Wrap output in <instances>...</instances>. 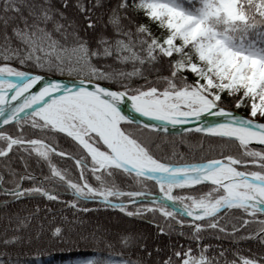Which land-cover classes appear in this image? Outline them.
<instances>
[{
  "label": "snow or ice",
  "instance_id": "obj_1",
  "mask_svg": "<svg viewBox=\"0 0 264 264\" xmlns=\"http://www.w3.org/2000/svg\"><path fill=\"white\" fill-rule=\"evenodd\" d=\"M0 195V264H264V0H0Z\"/></svg>",
  "mask_w": 264,
  "mask_h": 264
},
{
  "label": "trees",
  "instance_id": "obj_2",
  "mask_svg": "<svg viewBox=\"0 0 264 264\" xmlns=\"http://www.w3.org/2000/svg\"><path fill=\"white\" fill-rule=\"evenodd\" d=\"M61 77V76H57ZM62 78H71L68 77L67 75L63 76ZM180 135L176 134H168L167 139L169 141H180L181 140ZM184 139L187 141L188 145L192 147V149L196 153V158H200V150H199V144L201 142L202 137L199 134H190ZM208 144L209 142L207 140H203V145H204V152L207 154L208 153ZM190 147H186L183 144L179 146V151L181 153L189 154ZM233 154H235V150H233ZM59 166L64 167L63 164H60ZM45 172H47V168L44 169ZM7 179V176H6ZM94 183V181H93ZM62 200H67L71 201L73 197L71 196L70 193H64L60 197ZM10 199L8 197L0 195V202ZM39 203L40 208L43 210L45 207L51 208L52 212L45 214L44 211H41L40 217L41 220L47 225L48 220H52L53 217H55V225L54 226H60V227H65L66 225L63 222L62 218H67V221H77L73 225V230H80L84 231L85 234L88 232L92 231L93 229L97 227H112L113 225L117 223L124 224L127 222V218H122L121 214L118 212H114L111 209L109 210H104L101 208L100 211H93L89 213H75V210L69 209L66 205L63 204H58V203H50L47 202L46 200H40V201H28V200H23V201H17L14 204H9L8 205V211H13V212H19L21 216L27 215L28 210H35L36 204ZM84 206V205H82ZM89 208H97L100 207L97 204L94 203H89L86 205ZM4 211L3 208H0V213ZM45 215H47V219L45 220ZM79 221H83V224L79 223ZM139 223V222H138ZM142 227H145L146 229L149 228L150 226H145V225H140ZM167 238H165L166 241ZM175 239V238H174ZM184 241L181 239V243ZM208 243L209 241H205ZM213 244L216 243H223L225 247H228L229 244L227 241L223 242H217V241H210ZM46 247V250H43L41 253L37 254L35 252H31L28 254L26 259L28 260H33L34 264H73L75 260L82 259V253L85 251L91 252L92 249H85L83 246H81L79 249H77L75 246L68 248V247ZM242 248H253L255 249L254 244H242ZM213 253H209V255H212Z\"/></svg>",
  "mask_w": 264,
  "mask_h": 264
},
{
  "label": "water",
  "instance_id": "obj_3",
  "mask_svg": "<svg viewBox=\"0 0 264 264\" xmlns=\"http://www.w3.org/2000/svg\"><path fill=\"white\" fill-rule=\"evenodd\" d=\"M56 79H60V80H63L64 82H67V81H68L69 79H71V78L56 77ZM122 107H124L125 112L128 111V108H127L126 105H125V106H122ZM138 119L143 120L142 117H138ZM209 119H212V118H209ZM188 127H193V125H188ZM176 131H177V130H175V129H171V128H170V129H169V134H175Z\"/></svg>",
  "mask_w": 264,
  "mask_h": 264
},
{
  "label": "rangeland",
  "instance_id": "obj_4",
  "mask_svg": "<svg viewBox=\"0 0 264 264\" xmlns=\"http://www.w3.org/2000/svg\"><path fill=\"white\" fill-rule=\"evenodd\" d=\"M76 261V260H75Z\"/></svg>",
  "mask_w": 264,
  "mask_h": 264
}]
</instances>
